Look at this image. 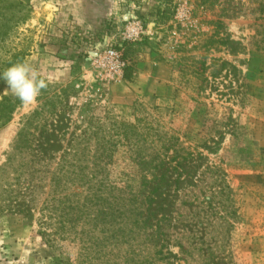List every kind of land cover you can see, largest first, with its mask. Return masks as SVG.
Here are the masks:
<instances>
[{
	"label": "rangeland",
	"instance_id": "374dc122",
	"mask_svg": "<svg viewBox=\"0 0 264 264\" xmlns=\"http://www.w3.org/2000/svg\"><path fill=\"white\" fill-rule=\"evenodd\" d=\"M109 2L114 13L89 28L85 20ZM29 3L30 16L12 24L8 36L1 34L0 15V72L27 62L48 86L37 102L24 105L0 80V110L7 112L0 118V264H100L80 257L73 236L49 235L56 216L44 210L46 198L58 195L51 176L60 160L76 152L70 158L88 159L81 163L91 173L93 157L103 151L99 138L118 145L103 152L109 154L98 178L124 195L152 200L144 203L149 227L135 238L136 253L125 255L129 264H264V0ZM179 5L188 7L184 19L176 16ZM59 14L70 15L65 24ZM133 19L145 34L124 42ZM47 44L61 48L53 52ZM108 47L122 48L129 61L122 79L108 80L95 64ZM157 60L164 65L157 67ZM66 66L72 68L67 80L56 78ZM157 68L164 75L148 95L113 96L130 94L138 81L146 87ZM54 92L60 98L53 105ZM147 123L157 128L158 145L159 135L173 141L163 155L171 163L148 184L134 160L140 135L132 128ZM152 151L144 156L150 159ZM126 249L120 244L114 255Z\"/></svg>",
	"mask_w": 264,
	"mask_h": 264
},
{
	"label": "trees",
	"instance_id": "16d2710c",
	"mask_svg": "<svg viewBox=\"0 0 264 264\" xmlns=\"http://www.w3.org/2000/svg\"><path fill=\"white\" fill-rule=\"evenodd\" d=\"M30 12L29 0H0V15L3 17L2 36H8L11 25H18L20 21L27 19ZM59 98L60 95L54 92L49 100L54 105ZM6 114L7 112L3 109L0 110L1 119L7 116ZM132 128L136 129L138 136L140 135L134 160L142 166L143 179L148 184L159 176L155 170L171 163V160L163 155L172 148L170 146L173 141L159 135L162 143L158 145L154 137L159 132L149 123L141 130L136 125ZM98 133L99 130L94 131V134ZM98 140L97 149L103 151L98 155L95 154L97 157H93L91 173L85 171L89 165L81 163L88 159H73L77 153L67 152L66 156L60 160L58 171L51 176L53 191L58 195L57 197L53 195L49 200L46 198L47 202L46 200L44 202V210L52 214L51 217L56 216V222L53 223L55 229L51 231V234L48 233L59 238L73 236L82 246L80 257L84 259L92 258L100 264H129L130 260L125 255L136 253L133 249V246L136 247L135 238L149 227L148 221L151 215L144 217V203H152V200H148V197L139 199L137 195H130V193L124 195L123 188L117 187L108 179L98 178L104 169V158L109 154L103 152L110 151L118 145V141L112 142L103 138ZM26 142H28L27 139H21V144L25 145ZM149 149H154L155 153L152 151L151 158L147 159L144 153ZM69 166L74 167L71 172L67 170ZM221 176L223 177V173ZM221 176H219L220 180H222ZM165 177L166 174H163V178ZM68 183H71V189ZM77 187H81V190H76ZM226 187H229L227 183ZM53 200H56L57 204L53 205ZM46 224L50 225L52 221ZM120 244H127L125 253L114 255L113 249L120 247ZM155 255L158 258L164 256L161 249L155 250ZM147 262V259H142L140 264H148Z\"/></svg>",
	"mask_w": 264,
	"mask_h": 264
},
{
	"label": "built area",
	"instance_id": "2783aa9c",
	"mask_svg": "<svg viewBox=\"0 0 264 264\" xmlns=\"http://www.w3.org/2000/svg\"><path fill=\"white\" fill-rule=\"evenodd\" d=\"M187 15L188 7L186 5H179L176 8L178 18L184 19ZM144 34L145 27L140 20H129L125 26L122 40L124 42L138 41L142 39ZM95 64L108 80L113 81L124 78L129 61L122 48L108 47L96 55Z\"/></svg>",
	"mask_w": 264,
	"mask_h": 264
},
{
	"label": "crops",
	"instance_id": "0c3cea01",
	"mask_svg": "<svg viewBox=\"0 0 264 264\" xmlns=\"http://www.w3.org/2000/svg\"><path fill=\"white\" fill-rule=\"evenodd\" d=\"M94 7H98L97 5H93ZM110 2H109V6L108 8L106 7H99V9L94 12V16L95 17H89L88 19L85 20V24H87V26L91 29H96L98 28L99 26H101V22L104 20V17L111 15L112 13H114V11H110ZM57 18L56 20L59 22V24H62L64 22V24L68 21V18L70 17L66 15L63 16L62 14H59V15H56ZM77 22L78 23H81V20L78 18V17H75ZM113 40V36L112 37H108L106 39V41H112ZM46 48L48 50H51L53 52H56L58 50H60V45H55V44H47L46 45ZM73 49V48H72ZM73 51H76L75 49H73ZM162 65H164V61L162 60H157V67H162ZM158 69V68H157ZM72 71V68L69 66V67H65V68H61L59 69L56 73H55V76L56 78H61V80H67V78L70 76V73ZM141 71H140V75H139V79H142V76H141ZM144 74H147L146 72H143ZM151 77H152V74H150ZM163 73L161 71H159V69L156 71V76H153L152 79L150 80L149 84L146 86V87H139V86H143V81H138V85L134 84V83H131L133 86H137V89L135 91H131L130 94H127V95H123L122 96H117L116 94L113 95L117 101H133L134 99H136L137 97L139 96H143V95H148L151 90H154V88H157L159 85H160V82H159V79L158 78H161L163 77ZM147 78V77H145ZM136 83V82H135ZM112 88L113 90H116L119 88V84L118 83H113L112 84Z\"/></svg>",
	"mask_w": 264,
	"mask_h": 264
},
{
	"label": "clouds",
	"instance_id": "9594fccd",
	"mask_svg": "<svg viewBox=\"0 0 264 264\" xmlns=\"http://www.w3.org/2000/svg\"><path fill=\"white\" fill-rule=\"evenodd\" d=\"M0 80L24 105L37 102L41 90L47 88L45 79L40 78L33 67L27 62L10 65L0 72Z\"/></svg>",
	"mask_w": 264,
	"mask_h": 264
}]
</instances>
